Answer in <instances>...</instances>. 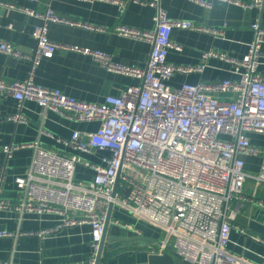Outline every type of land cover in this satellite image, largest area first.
<instances>
[{"label": "built area", "instance_id": "1", "mask_svg": "<svg viewBox=\"0 0 264 264\" xmlns=\"http://www.w3.org/2000/svg\"><path fill=\"white\" fill-rule=\"evenodd\" d=\"M196 1L211 6L207 0ZM226 1L245 8L264 7V0ZM151 5L158 8L154 29L116 26L120 35L151 43L147 64L140 67L119 62L108 51L56 41L49 36L52 22L94 26L63 16L50 7L37 11L0 0V7L17 9L38 19L32 51L0 40V52L31 63L26 79L6 81L0 77V93L13 95L19 107L26 99L36 101L42 116L53 110L71 120L99 121L96 130H75L69 138L45 129L41 133L83 152H109L102 163L85 162L95 171L87 181L76 179L79 155L60 154L43 148L39 141L5 145L8 156L25 147L34 148L35 153L27 174L16 179L24 197L16 201L0 196V210L12 211L21 219L31 212H56L64 217L55 226L36 231L2 229L0 237L44 235L64 226L88 223L92 226L91 256L87 262L76 264H106L105 247L101 253L100 250L113 204L162 229L160 253L171 251L188 264H254L231 252L228 246L235 226L245 232L234 223L239 204L247 201L264 206V200L245 193L248 180L264 184V147L254 144L249 136L264 134V74L259 71L264 25L261 19L251 24L254 39L241 58L218 51L204 54L229 62L238 79L173 86L169 80L175 73L202 72L206 67L205 63L180 65L168 60L170 49L181 48L172 39L173 28L217 34L222 30L187 19H172L160 7L159 0H152ZM8 26L13 27V23ZM59 49L89 55L106 70L138 78L141 83L129 84L117 94L108 93L102 102L81 100L59 88L37 83L38 66ZM221 93L232 97L220 98ZM7 119L27 120L22 113ZM244 155L261 159L258 171L246 169ZM69 208L81 211V216L69 217ZM0 264L18 263L0 259Z\"/></svg>", "mask_w": 264, "mask_h": 264}, {"label": "crops", "instance_id": "2", "mask_svg": "<svg viewBox=\"0 0 264 264\" xmlns=\"http://www.w3.org/2000/svg\"><path fill=\"white\" fill-rule=\"evenodd\" d=\"M17 6L45 11L52 8L63 16L89 24L83 25L52 22L49 36L60 42L79 44L102 49L113 54L115 60L124 64L144 67L152 48L151 43L118 34L116 26L125 24L135 28L154 29L158 8L152 0H5ZM206 1V0H204ZM211 6L196 0H159L172 19H187L196 24L222 30L221 34L174 27L172 39L181 48H172L168 60L174 64L187 65L205 63L202 72H177L169 80L173 86L185 82H214L226 78L238 79L232 65L218 57H204L211 51L226 52L235 58L243 57L254 39L251 24L261 19L264 25V7L245 8L226 0H207ZM251 2L252 0H240ZM0 40H7L23 51H32L36 46L34 36L38 19L17 9L0 10ZM13 23V27L8 24ZM100 27L102 29L96 28ZM259 71L264 74V42L261 46ZM31 63L0 52V77L6 81L23 80L29 75ZM37 83L59 88L68 95L81 100L102 102L108 93H120L129 84H140L141 80L124 74L111 72L97 64L89 55L59 49L50 58H44L35 73ZM220 98L230 99L232 94L221 93ZM22 113L26 121L8 120L7 117ZM0 196L20 201L24 190L16 182L25 176L35 149L19 148L8 154L5 145L26 144L39 141L46 149L60 154L79 155L76 179L91 180L95 171L86 161L102 163L109 154L107 150L94 149L83 152L64 145L41 133L45 129L56 136L69 138L73 131H94L99 121H76L48 110L41 115L40 105L30 99L19 107L11 94L0 93ZM251 141L264 147V134L250 133ZM246 169L258 171L261 159L244 155ZM245 193L264 200V184L248 180ZM81 211L66 210L69 217H80ZM64 216L56 212L26 213L21 219L12 211L0 210V230L18 232L40 230L55 226ZM235 225L231 231L228 249L244 260L264 264V206L251 202L239 204ZM163 231L158 226L135 216L129 209L116 205L112 210L104 245L106 264H149V255L160 253L158 245ZM92 226L88 223L64 226L58 230L37 234H20L0 237V259L13 260L18 264H76L84 263L91 256ZM176 264H188L175 256Z\"/></svg>", "mask_w": 264, "mask_h": 264}, {"label": "water", "instance_id": "3", "mask_svg": "<svg viewBox=\"0 0 264 264\" xmlns=\"http://www.w3.org/2000/svg\"><path fill=\"white\" fill-rule=\"evenodd\" d=\"M2 7H0L1 10ZM1 12V11H0ZM119 181L117 180L115 188H117ZM114 209L113 204L110 205L109 208V213H108V218L106 222V231L104 235V239L101 243V251L103 250V247L105 245V240H106V234H107V229L111 220V215H112V210ZM176 255H174L171 251H167L164 253H152L149 255V264H176ZM100 261V258L98 259V262Z\"/></svg>", "mask_w": 264, "mask_h": 264}]
</instances>
